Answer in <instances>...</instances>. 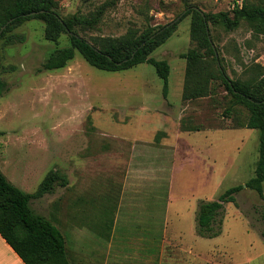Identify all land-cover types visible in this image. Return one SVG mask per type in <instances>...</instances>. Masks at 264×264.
Returning a JSON list of instances; mask_svg holds the SVG:
<instances>
[{
    "label": "rangeland",
    "instance_id": "rangeland-1",
    "mask_svg": "<svg viewBox=\"0 0 264 264\" xmlns=\"http://www.w3.org/2000/svg\"><path fill=\"white\" fill-rule=\"evenodd\" d=\"M242 1L55 0L63 18L101 13L95 27L77 29L89 41L165 25L189 6L232 12ZM210 28L218 64L229 78L252 82L264 75V34L246 21L234 30ZM12 34L25 39L0 40V77L7 84L0 99V169L27 193L51 171L67 178V186H56L32 206L60 229L71 263L97 264L117 252H137L144 231L119 236L123 220L116 214L123 211L99 202L108 195L124 205L141 197L140 209L160 217L158 243L152 250L150 242L147 251L159 256L158 264H264V195L254 190L246 187L236 203L224 204L214 223L218 237L198 233L199 205L255 176L259 131L239 126L248 111L233 104L221 80L211 82L207 96L184 98L187 62L181 54L196 46L191 16L151 55L171 67L167 98L164 81L149 64L110 73L76 55L65 68L46 71L43 63L55 49L70 45L69 36L49 42L37 19ZM183 125L202 130L186 131ZM100 213L112 224L117 217L112 246L91 230Z\"/></svg>",
    "mask_w": 264,
    "mask_h": 264
},
{
    "label": "trees",
    "instance_id": "trees-1",
    "mask_svg": "<svg viewBox=\"0 0 264 264\" xmlns=\"http://www.w3.org/2000/svg\"><path fill=\"white\" fill-rule=\"evenodd\" d=\"M55 0H0V40L7 43L24 41L25 37L12 32L28 20H41L45 25V38L58 44L63 34H67L70 45L55 49L42 67L46 71L65 68L76 55H80L89 65L105 72H120L141 64H149L164 81L163 95L169 92L171 67L166 60H158L151 55L164 45L177 31L179 24L191 16V39L196 46L181 54L187 62L184 98L207 96L210 84L221 80L233 98L234 105L244 106L248 111L245 122L240 127L259 131V159L255 176L245 185L264 195V75L252 82L229 78L221 64H218L216 49L210 25H221L234 30L246 21L258 34H264V0H243L236 4L232 12L207 13L197 6H189L177 19L161 26H148L138 33L129 32L121 38L97 37L89 41L77 29L93 28L101 13L90 17L74 15L63 18L56 11ZM221 67V68H220ZM7 90V84L0 77V99ZM186 131H201L199 127H187ZM3 132L0 131V137ZM68 185L67 178L58 171L49 172L38 189L27 193L10 182L0 169V234L14 249L24 264H71L66 249V240L55 223L37 213L32 201L53 193L56 186ZM244 185L227 189L215 201H203L199 206L198 233L202 237L215 238L220 230L214 223L225 203H236V195ZM264 222V214H263ZM264 237V231L262 232Z\"/></svg>",
    "mask_w": 264,
    "mask_h": 264
},
{
    "label": "crops",
    "instance_id": "crops-1",
    "mask_svg": "<svg viewBox=\"0 0 264 264\" xmlns=\"http://www.w3.org/2000/svg\"><path fill=\"white\" fill-rule=\"evenodd\" d=\"M44 197L45 195L39 199H43ZM100 199L101 201L99 202L102 207L103 205L101 203H107L110 205V208L116 209V210L120 209L123 211L120 214H116V216L119 215V218L121 217L120 221L123 220V222L119 226L121 228L119 236L120 235L123 237L130 236L132 231L139 229V230L144 231L143 233L144 235L142 234L144 237L139 238L140 245L136 249L137 252H134L133 254H129L128 256H123L122 254H118L117 252L113 256L109 255V258L103 260L101 263L98 261L97 264H126V263H129V264H158L159 256L153 255L152 253L148 254L147 251L149 250L148 245L150 244V242L152 244V247H151L152 250H154L153 244L158 243V240H155L156 239L155 236L159 234L158 233L159 231L158 218L160 217L158 216L157 218L155 215H152L153 213L148 212V210L142 211L140 209L141 208V205H140L141 197L132 198V200H130L125 205L123 203L124 202L123 199L116 200L112 196H108V195L101 196ZM111 206H114V207H111ZM108 208L109 207H105L106 212L109 211ZM133 208H138V211L131 212L132 210H134ZM122 213H123V216H122ZM96 219H97L96 222L90 225L92 228L91 230L94 231L99 237L105 240H108L111 246L114 245L117 234H118L117 232H118V225H119L118 223H116L117 217L115 218L116 221H114L115 222L114 224H112L109 221V219L105 218L104 213L98 214ZM164 226H166L167 228L166 223L164 224ZM76 227L80 228L77 225ZM165 231L166 230H164V232ZM81 235L83 236V234ZM156 251H157V248H156ZM75 255L76 254H74V256ZM78 259H79V256L74 257V260H78ZM87 262L95 264L93 263L94 262L93 259H87ZM0 264H24L22 259L18 256V254L14 251V249L6 242V240L1 236V234H0ZM78 264H81V262Z\"/></svg>",
    "mask_w": 264,
    "mask_h": 264
},
{
    "label": "water",
    "instance_id": "water-1",
    "mask_svg": "<svg viewBox=\"0 0 264 264\" xmlns=\"http://www.w3.org/2000/svg\"><path fill=\"white\" fill-rule=\"evenodd\" d=\"M244 188H246V185H244Z\"/></svg>",
    "mask_w": 264,
    "mask_h": 264
},
{
    "label": "built area",
    "instance_id": "built-area-1",
    "mask_svg": "<svg viewBox=\"0 0 264 264\" xmlns=\"http://www.w3.org/2000/svg\"><path fill=\"white\" fill-rule=\"evenodd\" d=\"M242 3L238 4V5H241Z\"/></svg>",
    "mask_w": 264,
    "mask_h": 264
}]
</instances>
